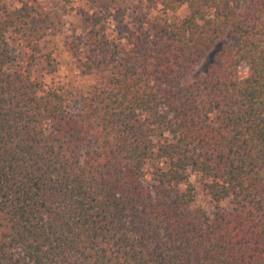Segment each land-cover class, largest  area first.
Here are the masks:
<instances>
[{
  "label": "trees",
  "instance_id": "16d2710c",
  "mask_svg": "<svg viewBox=\"0 0 264 264\" xmlns=\"http://www.w3.org/2000/svg\"><path fill=\"white\" fill-rule=\"evenodd\" d=\"M18 1L0 5V264H264V0H133L124 46L67 48L113 72L77 112L33 76L57 71L51 17Z\"/></svg>",
  "mask_w": 264,
  "mask_h": 264
},
{
  "label": "rangeland",
  "instance_id": "374dc122",
  "mask_svg": "<svg viewBox=\"0 0 264 264\" xmlns=\"http://www.w3.org/2000/svg\"><path fill=\"white\" fill-rule=\"evenodd\" d=\"M41 4L51 17L49 29L41 30V44L43 52L51 54L55 60L57 71L47 75L44 65L33 67V76L40 78L47 85L59 89L64 99L68 112H77L82 107V100L94 91L106 89L113 74L112 71L94 70L90 74H84L80 58L72 56L67 51L70 44L79 45L83 50L85 34L89 30L96 31L104 36L109 44L100 52L101 56H107L111 44L124 46V37L130 32H136L142 27L133 12V0H119L125 6L124 12H117L99 4V0H40ZM0 5L10 9L22 11V5L18 0H0ZM23 12V11H22ZM186 13L184 8L177 12H168L165 16L171 22H177ZM34 24V20L30 19ZM16 45V43H14ZM244 73L246 67H239ZM153 162L147 165H158ZM189 180L197 190L195 205L206 211L211 210L209 198L202 189L201 180L195 173L189 172Z\"/></svg>",
  "mask_w": 264,
  "mask_h": 264
}]
</instances>
